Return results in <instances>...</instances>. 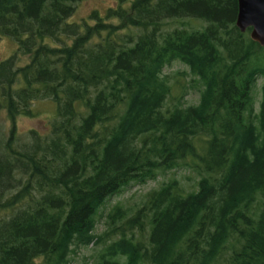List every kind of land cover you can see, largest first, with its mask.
<instances>
[{
	"label": "trees",
	"instance_id": "obj_1",
	"mask_svg": "<svg viewBox=\"0 0 264 264\" xmlns=\"http://www.w3.org/2000/svg\"><path fill=\"white\" fill-rule=\"evenodd\" d=\"M78 1L0 0V35L16 43L0 107L55 103L44 135L0 155V264H67L97 242L93 264H264V46L235 26L237 0H114L66 22ZM175 60L196 79L168 103ZM181 166L194 188L162 182L95 234L107 198Z\"/></svg>",
	"mask_w": 264,
	"mask_h": 264
},
{
	"label": "rangeland",
	"instance_id": "obj_2",
	"mask_svg": "<svg viewBox=\"0 0 264 264\" xmlns=\"http://www.w3.org/2000/svg\"><path fill=\"white\" fill-rule=\"evenodd\" d=\"M114 0H81L74 4V11L66 22H80L87 18L89 13L96 10L103 15L107 8L115 5ZM185 20L188 19H184ZM116 23V20H112ZM200 22L189 20L191 26H197ZM198 27V26H197ZM64 43H69L70 38L62 36ZM48 43L60 44V41L46 39ZM16 50V43L12 38L6 35H0V62L9 59ZM29 61L28 55H18L15 59V67L24 66ZM168 76L170 84L172 85L171 96L167 102H174L171 98L180 94L182 88L180 85H192L194 76L188 72V68L182 62L175 60L163 69ZM260 84L261 79L256 80L254 88L255 108H257L260 99ZM195 85L197 83L195 82ZM198 101V91L195 88H188L184 94L181 103L182 105L194 104ZM32 115L17 114L13 118L9 116L4 107H0V155L8 152L9 148L16 149L23 143L31 141L32 132L44 135L49 129L50 121L55 113V103L51 99L35 100L31 103ZM171 178L177 179L178 182L187 190L195 187L198 176L196 172L187 167L181 166L171 170L158 173L154 178L148 179L143 183H131L125 186L119 193L107 198L99 207L96 215L95 234H103L105 229L106 215L113 209L114 206L119 205L122 208L128 209L129 213L133 212L139 207L145 199L148 191L158 187L162 182ZM23 180V179H22ZM17 188L10 191L13 194ZM8 193V192H6ZM7 215V212H2L0 216ZM146 229L140 231L141 236H145ZM139 237V236H138ZM101 243L90 244L88 246L72 247L69 254L67 264H93L97 251L101 248Z\"/></svg>",
	"mask_w": 264,
	"mask_h": 264
},
{
	"label": "water",
	"instance_id": "obj_3",
	"mask_svg": "<svg viewBox=\"0 0 264 264\" xmlns=\"http://www.w3.org/2000/svg\"><path fill=\"white\" fill-rule=\"evenodd\" d=\"M235 26L249 38L264 46V0H237Z\"/></svg>",
	"mask_w": 264,
	"mask_h": 264
}]
</instances>
